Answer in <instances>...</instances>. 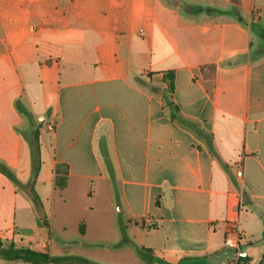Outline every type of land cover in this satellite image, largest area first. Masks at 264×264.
<instances>
[{
  "label": "crops",
  "instance_id": "1",
  "mask_svg": "<svg viewBox=\"0 0 264 264\" xmlns=\"http://www.w3.org/2000/svg\"><path fill=\"white\" fill-rule=\"evenodd\" d=\"M19 1L0 2V160L27 183L39 133L49 228L0 173L1 250L52 257L56 218L80 228L60 245L141 264H264V0Z\"/></svg>",
  "mask_w": 264,
  "mask_h": 264
},
{
  "label": "trees",
  "instance_id": "2",
  "mask_svg": "<svg viewBox=\"0 0 264 264\" xmlns=\"http://www.w3.org/2000/svg\"><path fill=\"white\" fill-rule=\"evenodd\" d=\"M173 89V88H172ZM16 107L24 116L30 118L29 113L20 106V102H16ZM34 145H32V175L27 183L20 182L13 170L7 166L3 161L0 160V173L7 177L16 187L23 191L32 201L34 208L44 225L49 228L46 221V216L44 214V208L42 201L35 190V181L40 170V145H39V133L36 131L33 133ZM56 184L61 190L65 189L67 186V169L61 172V168L57 169ZM0 255H2L7 261L15 262L21 261L26 264H94L93 262L78 258V257H61L53 258L48 254H41L30 249H16L13 244H11L7 249H0ZM249 264V262H246Z\"/></svg>",
  "mask_w": 264,
  "mask_h": 264
},
{
  "label": "rangeland",
  "instance_id": "3",
  "mask_svg": "<svg viewBox=\"0 0 264 264\" xmlns=\"http://www.w3.org/2000/svg\"><path fill=\"white\" fill-rule=\"evenodd\" d=\"M4 0H0L2 2ZM10 5H8L10 9H16L20 8V1L19 0H9ZM2 8V7H0ZM7 8V7H6ZM36 9H39V7H36ZM46 124L45 122H42V128H44ZM36 128V126H35ZM32 145H34V137L31 136ZM59 192V190H58ZM73 202H76L73 200ZM48 206H51L50 202H48ZM60 207V201L57 200V204L54 206L55 210L58 211V208ZM54 222V230L51 232L47 231L46 235L51 237V240L53 241V245L50 251V254L53 258L63 257V256H86V259L89 261H92L94 264H111L114 263H121V264H141V259L134 260L132 256L130 255H122L119 257V255H114L113 253L106 252L105 249L102 248H85L80 246H62L59 244L56 237H66L69 239V241H73L76 239H79L80 236V228L79 227H69V229L66 232H62L59 230V225L57 223V219H53ZM93 234V233H92ZM1 249V248H0ZM0 264H26L21 261L16 262H10L6 260H0Z\"/></svg>",
  "mask_w": 264,
  "mask_h": 264
},
{
  "label": "built area",
  "instance_id": "4",
  "mask_svg": "<svg viewBox=\"0 0 264 264\" xmlns=\"http://www.w3.org/2000/svg\"><path fill=\"white\" fill-rule=\"evenodd\" d=\"M48 130L53 131L54 127L52 125H50L48 127ZM238 176H242V172H239ZM247 259H248V254L244 253V252H240V253H238L237 258L233 262H231L230 264H247L246 263Z\"/></svg>",
  "mask_w": 264,
  "mask_h": 264
}]
</instances>
